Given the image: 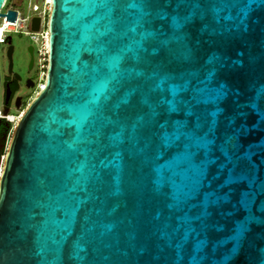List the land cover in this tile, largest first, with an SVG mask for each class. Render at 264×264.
Returning <instances> with one entry per match:
<instances>
[{"label":"water","instance_id":"1","mask_svg":"<svg viewBox=\"0 0 264 264\" xmlns=\"http://www.w3.org/2000/svg\"><path fill=\"white\" fill-rule=\"evenodd\" d=\"M48 28L0 264H264V0H51Z\"/></svg>","mask_w":264,"mask_h":264},{"label":"flooded vegetation","instance_id":"2","mask_svg":"<svg viewBox=\"0 0 264 264\" xmlns=\"http://www.w3.org/2000/svg\"><path fill=\"white\" fill-rule=\"evenodd\" d=\"M2 45L5 48L4 58L6 60V67L4 73L1 72L0 68V110L8 113H11L12 110L21 111L26 108V100L30 98L32 93L37 89L40 90L41 84L39 83L36 47L34 44L23 42L20 48L17 49L10 35H7ZM30 47L33 50L32 66H30ZM19 51L23 53L24 58V65L21 69L16 68L15 61V55ZM10 58L12 61L11 70Z\"/></svg>","mask_w":264,"mask_h":264},{"label":"rangeland","instance_id":"3","mask_svg":"<svg viewBox=\"0 0 264 264\" xmlns=\"http://www.w3.org/2000/svg\"><path fill=\"white\" fill-rule=\"evenodd\" d=\"M10 9L18 12V17L20 19H28L29 20V19H32L33 17L37 16V15H42L43 17L44 16L47 17V20H48L49 13L51 11V2H50V0H6V4H5L3 12L6 13ZM18 24H19V22H18ZM24 25L25 26L30 25V21L25 22ZM26 32H28V28L24 27L22 33L18 32V33L9 34L13 38V42L16 45L17 49L20 48V46L23 42H28V43L34 44L33 41L31 40V38L29 36L25 35ZM4 54H5V48H4V45L1 44L0 45V68H1L2 73H4L5 67H6V60L4 58ZM15 59H16L15 60L16 61V68L21 69L24 65L23 53L21 51L17 52L15 55ZM36 60H37V54H36ZM38 74H39V83L41 85L45 84L46 76L43 75V73L41 72V69L39 67H38ZM46 75H47V73H46ZM39 91L40 90H38V89L35 90L32 93V95L30 96V98H28L26 100L27 104H26L25 109H23L21 111L20 110L19 111L12 110L11 114H14L16 116L21 117L23 115V113L26 111L27 107L30 105V103L39 94ZM14 126H15V124L11 126L10 133L6 137H3L2 139H0V152H3V150H2L3 146H4V148L6 147L5 146L7 144L6 142H8L7 140L11 136V132H12ZM3 158H4V155L0 159V173L2 170Z\"/></svg>","mask_w":264,"mask_h":264},{"label":"built area","instance_id":"4","mask_svg":"<svg viewBox=\"0 0 264 264\" xmlns=\"http://www.w3.org/2000/svg\"><path fill=\"white\" fill-rule=\"evenodd\" d=\"M6 4V3H5ZM5 4L1 10L2 13L5 7ZM37 17L41 18L40 23V29L38 32H33L31 30V19H20L17 16V21L19 22L18 26L14 27V29H6L5 32L0 34V45L4 43L5 39L7 38V35L12 33H18L23 32V28H28V32L25 33V35L29 36L33 43L36 46V54H37V65L41 69V72L44 76H46L47 70H48V52H49V28H48V20L47 17H43L42 15H37ZM6 21V18H0V26L3 24V22ZM30 21V25L25 26L24 23ZM2 27H0L1 31ZM40 86H43L40 85ZM13 117V120L10 118ZM20 116H16L11 113H6L0 110V120H5L10 125H16V123L19 121Z\"/></svg>","mask_w":264,"mask_h":264},{"label":"trees","instance_id":"5","mask_svg":"<svg viewBox=\"0 0 264 264\" xmlns=\"http://www.w3.org/2000/svg\"><path fill=\"white\" fill-rule=\"evenodd\" d=\"M11 130V125L7 123L5 120H0V139L6 137ZM4 155V151L0 152V159Z\"/></svg>","mask_w":264,"mask_h":264},{"label":"bare ground","instance_id":"6","mask_svg":"<svg viewBox=\"0 0 264 264\" xmlns=\"http://www.w3.org/2000/svg\"><path fill=\"white\" fill-rule=\"evenodd\" d=\"M51 2V0H50ZM4 18V17H3ZM18 26V21L16 23H12L9 21H4L3 24H1L0 27H2L0 34L3 35V33L5 32L6 29H14V27ZM45 88V84H43V86H40V90ZM11 120H13V117L10 118Z\"/></svg>","mask_w":264,"mask_h":264}]
</instances>
